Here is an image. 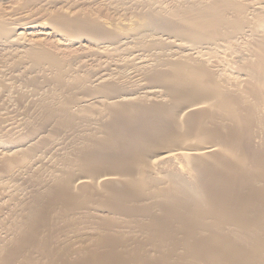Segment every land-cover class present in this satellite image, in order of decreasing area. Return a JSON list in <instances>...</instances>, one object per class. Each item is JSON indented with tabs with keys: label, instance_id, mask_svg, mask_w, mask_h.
I'll return each instance as SVG.
<instances>
[{
	"label": "bare ground",
	"instance_id": "obj_1",
	"mask_svg": "<svg viewBox=\"0 0 264 264\" xmlns=\"http://www.w3.org/2000/svg\"><path fill=\"white\" fill-rule=\"evenodd\" d=\"M132 1L142 9L119 25L94 3L22 1L52 6L57 31L97 47L77 75L21 39L30 23L0 18V46L50 54L55 73L31 103L41 131L19 169L31 189L0 211V264L52 261L51 228L84 217L92 241L65 264H105L114 251L129 264H264V0ZM228 234L240 250L219 246Z\"/></svg>",
	"mask_w": 264,
	"mask_h": 264
},
{
	"label": "rangeland",
	"instance_id": "obj_2",
	"mask_svg": "<svg viewBox=\"0 0 264 264\" xmlns=\"http://www.w3.org/2000/svg\"><path fill=\"white\" fill-rule=\"evenodd\" d=\"M22 1L23 0H0V6L2 5L0 7V13H2L0 14V18L1 17H2L1 19L4 18L3 20L1 19L0 20L3 22H6V20H8L7 23H9V21L12 22L15 17L14 21L18 23H26V22L30 23L31 26L29 28L19 29L16 31V33L17 34L20 33L19 35H21L22 37L21 39L25 43H30L32 46H35L34 48L38 49V47H40L39 49H41L42 47V49H47L48 51L50 50L51 51V52L49 51L50 53L55 54V56L61 59L62 57H64L65 59L64 58L63 59L67 60L66 62H69L68 67L70 66V70L72 69L71 71L73 72L77 71L72 75L81 74L80 71H82V69L83 70L88 69L91 71L92 66L93 67L95 66L94 62L97 61L96 60L97 56L93 54L97 50V47L92 42L86 43V40H84L82 36H80V39L77 40L78 38L76 36L72 37L69 31H60V30L57 31V28H54L53 26L54 24L52 23V20H50L49 16L47 15L48 10L51 9L52 6L49 7L47 5L48 10H45L46 12H44L43 8H40L43 11L37 8V6H36L37 9H35V7L32 8L31 6L29 8V6L24 5L23 4L24 2ZM70 1L73 3V0ZM78 1L80 0H76V1L74 0L75 3L76 2L78 3V4L76 3V5H78L79 8L83 7L85 2L88 4L94 3V5L93 4L92 5L93 7L96 8L97 15L99 14L98 16L99 17L101 16L100 17L101 19L105 21L110 20L111 23H115V24H118L119 21L122 22L123 24H126V22L135 20L136 16L135 13H133L134 10L131 9L134 8L137 9L139 6L137 4L135 5V3L132 0H127L126 1L127 3L125 2V4L123 5L130 8V10L132 11L131 12L130 10L128 11L123 10V5L120 6L118 5L119 8L118 7L114 8L112 6H109L110 7L109 8L107 4L108 1L106 0H103V2L102 0L100 1L81 0L80 2ZM170 1L172 2V0L169 1L149 0L148 2L150 3L152 2V4L156 3L155 6L161 5L163 7L164 5L166 6L167 4H169ZM242 1L244 2L249 1V3H254L257 0H242ZM62 3L64 4L65 2L63 1ZM139 8H141V6H139ZM100 9L102 10L100 11ZM68 10L70 12L71 9L65 8V11L68 12ZM46 15L48 16V18ZM0 48H1L0 49V57H1L0 58V202L2 205V206L0 205L1 206L0 211H2L3 214L5 213L4 215H6L9 206H11V204H13L14 201L17 202L20 198L22 199L23 198L22 196L26 197L28 193L26 191L27 190L29 191L31 189L30 187L31 180L29 179V176H31L29 174L30 171L24 172V169H22L23 171L22 170L19 171V169H21L20 166H22V163L24 165L30 159L29 157L31 156V150H30L31 137L34 134L36 135L39 131H41V128L36 129L31 125V120L33 118L32 116L33 107L31 106V103L33 100H35V98L38 99L40 97L41 98L45 97V95L48 94V91L51 89V87H54L53 84L55 83L53 80L55 73L54 70L52 69L49 70L48 67H46L47 66L46 63L48 62V60L51 59L50 54H45L42 56H38V55L31 56V59L29 57L28 59L26 56H21L23 57L24 60L23 61L20 56H19L20 58H17L18 56L13 54L12 51L13 47H7V48L5 47L7 50L4 48V46H0ZM10 54L13 55L11 56ZM236 56L237 55H234L233 59L237 60L238 56L237 58ZM88 62L89 64H86ZM83 64H85V66ZM90 64L92 66H90ZM233 64L234 63H232V65ZM82 65L84 66V68ZM235 65L236 64H234V66ZM29 141L30 143H28ZM29 144L30 147L28 146ZM17 149L20 153L16 152ZM22 150L25 151V153ZM23 155H25L27 158ZM26 178L28 179L26 180ZM25 180L28 181V183ZM10 201L13 203H11ZM94 220L95 219L91 217H84L82 219L80 218L73 219L72 222L63 221V220H60L59 222L57 221V224H55V226L51 228V232H52L51 239L48 245L49 254H50L49 257H51L50 260L52 261H48L46 263L65 264V261H67L66 259L71 258L72 256V254H67V253H71L75 251V249L76 250L84 249L86 245L90 243V241H92V237L94 234V229H93ZM0 229H1L0 231L4 230L2 229V227H0ZM3 233L4 232H0V236L4 235ZM231 240L232 237L230 236V234L224 235L220 240L219 246L223 248L226 247V248L240 250L239 246L231 247L230 245ZM209 254H211V252H209ZM105 264H129V263L125 261H121V259L119 258V252L115 253L114 251V257L110 261H105ZM130 264H134V263H130Z\"/></svg>",
	"mask_w": 264,
	"mask_h": 264
}]
</instances>
